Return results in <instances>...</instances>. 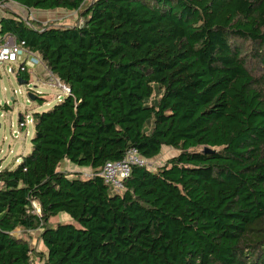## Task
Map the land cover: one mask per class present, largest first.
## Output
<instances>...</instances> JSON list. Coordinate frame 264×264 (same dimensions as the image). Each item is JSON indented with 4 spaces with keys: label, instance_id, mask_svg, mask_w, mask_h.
I'll return each mask as SVG.
<instances>
[{
    "label": "trees",
    "instance_id": "trees-1",
    "mask_svg": "<svg viewBox=\"0 0 264 264\" xmlns=\"http://www.w3.org/2000/svg\"><path fill=\"white\" fill-rule=\"evenodd\" d=\"M10 1L82 22L0 16V35L71 88L0 168V264H264V0ZM164 147L179 153L133 165L122 190L101 175ZM60 213L73 221L52 226ZM18 229L39 230L46 252Z\"/></svg>",
    "mask_w": 264,
    "mask_h": 264
},
{
    "label": "rangeland",
    "instance_id": "rangeland-1",
    "mask_svg": "<svg viewBox=\"0 0 264 264\" xmlns=\"http://www.w3.org/2000/svg\"><path fill=\"white\" fill-rule=\"evenodd\" d=\"M11 14L23 17L33 23L38 22L39 27L49 24L72 25L82 22L76 11L63 9L49 11L27 10L12 1L0 4V16ZM15 67V63L0 62V163L3 166L17 164L16 158L19 157V160H21L20 158L31 150V138L33 136L34 125L33 122H28L25 127H21V119L29 115L31 120L34 112L47 110L64 97L60 88L50 85L47 81L49 75L44 64L35 67L30 81L22 84L18 81V75L12 72V68ZM31 90H33L36 96H44L46 100L41 103L39 99H30L29 92H32ZM178 153L179 150L177 149L164 147L161 154L149 160V168L151 170H157L169 158ZM60 169L69 171L72 174L77 173L84 178L92 174L91 169L79 168L68 161H64ZM72 221L67 213H60L58 216L50 219L52 226H56L58 223ZM16 233L18 236L27 239L34 251L46 252V248L40 238L39 230L26 232L18 229ZM32 264H38L37 256H34Z\"/></svg>",
    "mask_w": 264,
    "mask_h": 264
},
{
    "label": "built area",
    "instance_id": "built-area-1",
    "mask_svg": "<svg viewBox=\"0 0 264 264\" xmlns=\"http://www.w3.org/2000/svg\"><path fill=\"white\" fill-rule=\"evenodd\" d=\"M0 62L15 63L16 67L12 68V72L17 75L19 72L32 71L35 67L43 65L39 55L28 50L24 41H18L11 34L0 35ZM46 71H48L47 81L50 85L60 88L64 96L71 93V88L66 83L62 82L47 68ZM31 91L33 92V90ZM28 122H33V119L30 120V116L26 115L25 118L21 119L20 126L25 127ZM133 165H149V161L142 157L137 149H131L124 159L107 162L101 175L116 190H122L124 188L123 181L130 175ZM34 205L39 211L37 203H34Z\"/></svg>",
    "mask_w": 264,
    "mask_h": 264
},
{
    "label": "water",
    "instance_id": "water-1",
    "mask_svg": "<svg viewBox=\"0 0 264 264\" xmlns=\"http://www.w3.org/2000/svg\"><path fill=\"white\" fill-rule=\"evenodd\" d=\"M18 81H19V83H27V81L25 80V79H23V78H21V77H19L18 78ZM29 97H30V99H32V100H36V98H37V96L33 93V92H29ZM205 151L206 152H214V151H212L210 148H205Z\"/></svg>",
    "mask_w": 264,
    "mask_h": 264
},
{
    "label": "crops",
    "instance_id": "crops-1",
    "mask_svg": "<svg viewBox=\"0 0 264 264\" xmlns=\"http://www.w3.org/2000/svg\"><path fill=\"white\" fill-rule=\"evenodd\" d=\"M32 72H33V70L31 71V75H32ZM31 78H32V76H31ZM16 159H17V161H18V160H19V157H17ZM1 167H3V165L0 163V168H1Z\"/></svg>",
    "mask_w": 264,
    "mask_h": 264
}]
</instances>
